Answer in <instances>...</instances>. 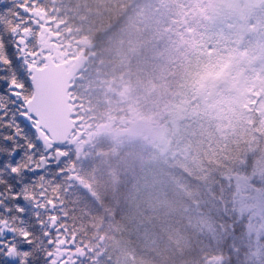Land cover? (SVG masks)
Instances as JSON below:
<instances>
[{
  "label": "trees",
  "instance_id": "obj_1",
  "mask_svg": "<svg viewBox=\"0 0 264 264\" xmlns=\"http://www.w3.org/2000/svg\"><path fill=\"white\" fill-rule=\"evenodd\" d=\"M181 1L0 0V53L8 56L0 68L8 75L0 78L10 77L23 48L18 38L35 49L42 41L39 24L47 19L62 37L88 44L87 63L71 90L94 120L86 132L102 124L122 132L147 122L166 133V141L186 146L180 160L168 163L151 143L100 133L43 175L9 180L19 183L29 206L38 203L25 217L0 214L15 232L19 259L45 261L52 245L43 235L56 221L62 235L86 245L88 264H264V235L257 246L233 202L230 180L242 175L264 192V81L242 134L199 121L195 84L202 60L171 57L167 16ZM243 1L222 11L225 0H219L206 13L234 25L241 52L258 59L263 52L253 37L264 35V0ZM12 48L17 53L11 55ZM18 78L28 98L26 71Z\"/></svg>",
  "mask_w": 264,
  "mask_h": 264
},
{
  "label": "rangeland",
  "instance_id": "obj_2",
  "mask_svg": "<svg viewBox=\"0 0 264 264\" xmlns=\"http://www.w3.org/2000/svg\"><path fill=\"white\" fill-rule=\"evenodd\" d=\"M218 1L182 0L178 8L167 16V30L173 49L172 58L178 62L193 56L202 60L199 65L202 72L201 79L195 84L198 93L195 98L194 114L198 115L199 121L204 124L211 126L216 123L219 128L232 132L237 137L244 132L248 110L253 104L257 86L264 81V35L253 37V42H258V48L263 52L258 59L244 56L235 26L221 16L217 18L206 13L208 6ZM232 1L235 2L236 8L241 7L239 3L244 2L225 0L224 8L220 7V10L230 9L231 6H227ZM37 22H34L36 26H38ZM51 25L52 22L47 19L39 24L43 32L42 41L35 49L24 47L23 36L18 38L17 43L23 48L19 47V54L16 56L27 68L32 64L43 65L44 56L47 54L55 62L70 63L80 55H85L88 47L86 42L73 43L72 40L62 37V34L54 32ZM26 31L28 29L22 30V35H25ZM80 78L81 73L74 82L76 83ZM70 97L76 130L69 142L61 146L65 157L72 151L76 155L80 154V149L90 144L100 133H116L119 136L125 134L126 137L145 141L146 146L151 143V148L168 163L177 162L186 152L185 145L174 143L172 140L166 141V133L161 135L159 129L152 128L147 122H137L127 131L122 132L111 129V124H102L100 127L94 125V132L93 130L86 132L87 126L90 122L94 123V120H88L86 112L74 101L71 92ZM261 115L264 121V111ZM258 164L262 167V158L259 159ZM262 170L263 167L257 173L258 176H261ZM230 180L234 184L233 202L237 206L239 216L247 221L249 233L253 239H256L258 246L261 236L264 235V192L252 186L250 178L242 175H233ZM121 261L122 264L126 259Z\"/></svg>",
  "mask_w": 264,
  "mask_h": 264
},
{
  "label": "snow or ice",
  "instance_id": "obj_3",
  "mask_svg": "<svg viewBox=\"0 0 264 264\" xmlns=\"http://www.w3.org/2000/svg\"><path fill=\"white\" fill-rule=\"evenodd\" d=\"M23 88L24 85L15 79L0 83V95L3 96V102L0 103V214L14 213L20 217L29 215L32 207L38 206V203L29 206L21 194L19 183L13 186L8 181H17L22 173L27 175L38 160L45 157L52 159L49 155L52 150L45 152L43 141L39 138L36 113H30L25 106L28 98ZM41 107L37 105V110ZM40 174L43 175L42 172ZM33 176L35 179V172ZM24 238L27 240V233ZM11 241V236L8 240L0 239V255L9 250ZM0 264H8V261L0 259Z\"/></svg>",
  "mask_w": 264,
  "mask_h": 264
},
{
  "label": "water",
  "instance_id": "obj_4",
  "mask_svg": "<svg viewBox=\"0 0 264 264\" xmlns=\"http://www.w3.org/2000/svg\"><path fill=\"white\" fill-rule=\"evenodd\" d=\"M0 62L2 63L1 60ZM86 62L85 55H80L71 63L67 61L56 63L50 55H46L43 67L32 65L29 68L28 81L32 95L25 106L30 113H36L38 117L37 131L46 151L54 146L66 145L76 130L69 92L75 86L71 82L80 73ZM37 105H42L39 111ZM51 158L54 159L56 165H60L64 153L57 148ZM51 160L48 157L39 160L38 167L32 168L30 173L44 172L49 167ZM73 243L72 240L70 245L72 246ZM64 245L65 242L58 244L59 247ZM7 257L15 260V252L9 251Z\"/></svg>",
  "mask_w": 264,
  "mask_h": 264
},
{
  "label": "flooded vegetation",
  "instance_id": "obj_5",
  "mask_svg": "<svg viewBox=\"0 0 264 264\" xmlns=\"http://www.w3.org/2000/svg\"><path fill=\"white\" fill-rule=\"evenodd\" d=\"M15 48H12V52L10 53L12 55V53H15ZM13 58L14 61H12L11 64V73H10V77H4V78H0V83H2L4 80H11V79H15L17 82H21V80L18 78V76L23 75L26 71V80L28 82V91L30 90V95L28 97V99L30 98V96L32 95V90L30 88L29 85V81H28V76H29V67L27 68V66L25 65L24 62H22L20 59L17 58V56L15 55ZM0 59L3 61L2 64H0V68L3 67L5 61L8 62V56L7 55H2L0 53ZM43 65H37V67H42ZM8 75L6 73V70L4 68L0 69V76L1 75ZM23 93L25 94V91L23 89ZM2 96V95H0ZM55 149L52 148V151L49 153V155H51L53 153ZM39 162V160H38ZM37 162V164H38ZM53 163V160L51 161V164ZM33 167H36L33 166ZM32 167V168H33ZM30 172V171H29ZM11 225L7 224L6 222H0V239L3 240H8L9 236L12 237V241H11V247L9 248V250L7 252H4L2 255H0V259L2 260H6L8 261V264H88V250L86 248V245L79 247L78 246V241L75 237H68L67 235H62L59 231L60 229L57 226V223H51L49 224V231L45 232L43 235V238H45V240L48 242L49 245H52V249L50 251V253L47 255L45 261L40 262L37 261L35 263H32L31 260L27 257H25V259H19V249L16 246V241L14 239V235L15 232H13L10 229ZM39 227V226H37ZM41 228H43V226H40ZM40 235V233H39ZM74 241L73 245H70L71 241ZM61 242H65V245L62 247H59L58 244ZM13 250L15 252L16 255V259L15 260H11L7 257V253L9 251ZM28 259V260H27ZM28 261V262H27Z\"/></svg>",
  "mask_w": 264,
  "mask_h": 264
}]
</instances>
